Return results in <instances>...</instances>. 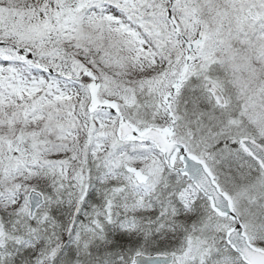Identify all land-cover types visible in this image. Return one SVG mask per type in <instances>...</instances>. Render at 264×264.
<instances>
[{"label":"snow or ice","instance_id":"1","mask_svg":"<svg viewBox=\"0 0 264 264\" xmlns=\"http://www.w3.org/2000/svg\"><path fill=\"white\" fill-rule=\"evenodd\" d=\"M0 264H264V0H0Z\"/></svg>","mask_w":264,"mask_h":264}]
</instances>
